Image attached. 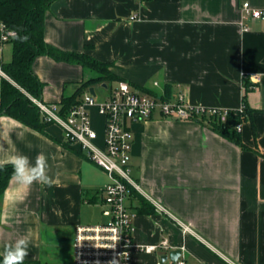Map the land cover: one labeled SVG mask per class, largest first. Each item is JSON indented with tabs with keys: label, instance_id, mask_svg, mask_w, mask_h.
Listing matches in <instances>:
<instances>
[{
	"label": "crops",
	"instance_id": "obj_1",
	"mask_svg": "<svg viewBox=\"0 0 264 264\" xmlns=\"http://www.w3.org/2000/svg\"><path fill=\"white\" fill-rule=\"evenodd\" d=\"M244 2L264 10V0H57L47 13L48 43L114 63L135 87L221 110L240 109L246 95L251 114L240 134L248 149L197 120L156 114L132 125L135 264H158L174 250L186 264H264V19H245ZM33 71L46 103L84 79L81 66L47 56ZM17 154L32 163L42 155L49 182L10 179L0 200V262L6 245L25 238L23 263L72 264L77 227L109 220L102 198L109 177L65 143L58 125L39 132L1 115L0 164ZM164 240L169 250L140 249Z\"/></svg>",
	"mask_w": 264,
	"mask_h": 264
},
{
	"label": "built area",
	"instance_id": "obj_2",
	"mask_svg": "<svg viewBox=\"0 0 264 264\" xmlns=\"http://www.w3.org/2000/svg\"><path fill=\"white\" fill-rule=\"evenodd\" d=\"M242 13L245 19H264V10L253 8L250 2H244ZM136 18L133 16L132 19ZM15 38V30L0 20V80L4 78L16 85L2 68L5 48ZM104 89L108 96L103 103L99 104L97 94L93 95L87 90L81 102L66 113L58 102L46 103L27 94L43 120L62 129L65 143L85 151L88 159L100 167L110 180L102 189L103 205L109 220L104 224L77 227L72 264H135L131 252L135 247L134 214L127 205L130 189L140 190L131 176L133 124L146 122L156 114L176 120H196L204 114H220L221 120L225 121L229 112L191 106L183 95L177 101H172L159 93L144 92L124 80L107 85ZM243 108L242 104L239 110ZM96 124L101 127L102 134L96 129ZM237 130H241V124ZM182 226L186 232L192 231L190 227ZM157 248L169 250L168 240L159 246H141L140 249L152 253ZM158 264H186V261L179 258L177 261H160Z\"/></svg>",
	"mask_w": 264,
	"mask_h": 264
},
{
	"label": "trees",
	"instance_id": "obj_3",
	"mask_svg": "<svg viewBox=\"0 0 264 264\" xmlns=\"http://www.w3.org/2000/svg\"><path fill=\"white\" fill-rule=\"evenodd\" d=\"M55 1L57 0H0V20L16 32V38L11 42L14 44L12 61L2 63L3 70L16 85L4 78L0 80V116H11L39 132H45V128L52 124L43 120L37 106L27 95L42 100L45 84L33 71V63L38 57L47 56L58 62L78 65L83 70L91 71L96 75L80 82V86L74 94L63 96L58 102L62 105V110L65 113L77 106L84 93L95 88V84L101 83L110 86L124 80L116 72H113V69L116 68L114 63L103 62L84 53L67 52L46 41V16ZM246 85L247 92L253 89L249 84ZM139 89L156 94L147 88ZM242 102L243 110H229L225 121L221 120L220 114L211 116L204 114L196 120L210 125L214 132L242 149H248L242 141L240 131L237 130V126L246 122L251 114L246 95ZM13 177L11 164L0 167V200ZM0 263L2 264V262Z\"/></svg>",
	"mask_w": 264,
	"mask_h": 264
},
{
	"label": "clouds",
	"instance_id": "obj_4",
	"mask_svg": "<svg viewBox=\"0 0 264 264\" xmlns=\"http://www.w3.org/2000/svg\"><path fill=\"white\" fill-rule=\"evenodd\" d=\"M13 167V175L18 184L30 186L34 182L48 183L46 175V160L40 155L37 156L35 163L23 154H17L9 161ZM0 164V167H3ZM29 240L18 239L14 244L5 246L2 253V264H23L28 255Z\"/></svg>",
	"mask_w": 264,
	"mask_h": 264
},
{
	"label": "rangeland",
	"instance_id": "obj_5",
	"mask_svg": "<svg viewBox=\"0 0 264 264\" xmlns=\"http://www.w3.org/2000/svg\"><path fill=\"white\" fill-rule=\"evenodd\" d=\"M13 50H14V44L13 43H10L6 46L5 51L2 55V60L4 63H9L12 61ZM113 72H115V69H113ZM83 75H84V79L82 81H86V80L90 79L91 77L96 76L93 72L88 71V70H84ZM79 86H80L79 83H73V82L67 83V85L64 88V92H63L64 96H69V95L74 94L76 92L77 88H79ZM94 87H95V93L97 94V102L99 104L103 103L104 100L107 99L108 92L101 86V83L95 84ZM94 120L97 121V118H95ZM95 126H96V129L98 131H100V133L102 134L101 127L97 124ZM101 211L102 210L100 209L99 206L93 209L94 215H96V216H100Z\"/></svg>",
	"mask_w": 264,
	"mask_h": 264
},
{
	"label": "water",
	"instance_id": "obj_6",
	"mask_svg": "<svg viewBox=\"0 0 264 264\" xmlns=\"http://www.w3.org/2000/svg\"><path fill=\"white\" fill-rule=\"evenodd\" d=\"M104 87L106 88L107 85L104 84ZM90 91H91V93H92L93 95L96 94V93H95V88H91ZM181 254H182L181 250H174V251H172L169 255H165V256H163V257H162V261H163V262H166L169 258H170L172 261H177V260L181 257Z\"/></svg>",
	"mask_w": 264,
	"mask_h": 264
}]
</instances>
